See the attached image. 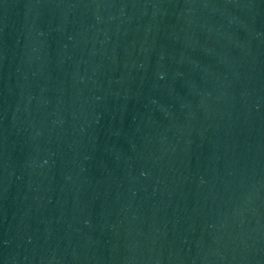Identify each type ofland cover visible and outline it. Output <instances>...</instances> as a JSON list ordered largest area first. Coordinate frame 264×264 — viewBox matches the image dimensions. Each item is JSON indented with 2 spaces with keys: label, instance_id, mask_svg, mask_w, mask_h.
<instances>
[{
  "label": "water",
  "instance_id": "water-1",
  "mask_svg": "<svg viewBox=\"0 0 264 264\" xmlns=\"http://www.w3.org/2000/svg\"><path fill=\"white\" fill-rule=\"evenodd\" d=\"M0 264H264V0H0Z\"/></svg>",
  "mask_w": 264,
  "mask_h": 264
}]
</instances>
